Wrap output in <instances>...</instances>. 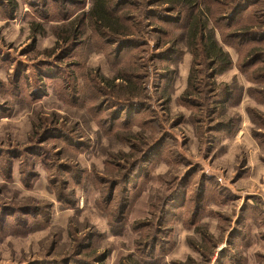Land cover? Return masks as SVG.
Returning a JSON list of instances; mask_svg holds the SVG:
<instances>
[{
  "label": "rangeland",
  "instance_id": "rangeland-1",
  "mask_svg": "<svg viewBox=\"0 0 264 264\" xmlns=\"http://www.w3.org/2000/svg\"><path fill=\"white\" fill-rule=\"evenodd\" d=\"M183 3L0 0V264H264V0Z\"/></svg>",
  "mask_w": 264,
  "mask_h": 264
},
{
  "label": "trees",
  "instance_id": "trees-1",
  "mask_svg": "<svg viewBox=\"0 0 264 264\" xmlns=\"http://www.w3.org/2000/svg\"><path fill=\"white\" fill-rule=\"evenodd\" d=\"M184 1L185 3L183 4L186 6L193 7L196 4V0H184ZM178 2L174 1V3H178ZM234 12L236 11L233 9L231 13L233 14ZM197 14H199V12ZM86 16L93 24H95L97 30H99L100 32H106V34H110V36H116L117 38L115 39L116 44L119 43L124 44L125 42L124 40L129 39L128 37L124 39L118 38L119 36H125L129 34V32L127 31V29H124V26L120 24V21H122V19L119 13L112 12L111 0H93L92 7ZM199 23H200L199 19L193 18V20L190 23L191 31L195 32V30H197L200 26ZM202 45L204 46V50L207 55L206 58L211 59L212 61L214 60L218 61V59L220 58L222 59L227 58L226 56L222 57L223 55L222 46L219 44L218 40H216L212 35H209L206 38L205 43ZM163 142L164 141L162 138L160 141L153 143V145H151L149 150L147 151L146 155H148V153H150L154 148L161 145ZM144 158L141 161H145L147 157ZM103 206L105 207L106 205ZM104 209L105 211H107V213H105V215H107L108 210L106 208Z\"/></svg>",
  "mask_w": 264,
  "mask_h": 264
}]
</instances>
